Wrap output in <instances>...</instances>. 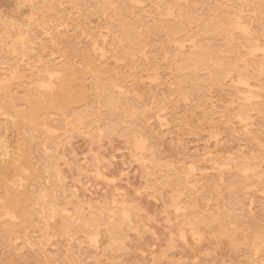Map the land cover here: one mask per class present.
<instances>
[{"label":"rangeland","instance_id":"rangeland-1","mask_svg":"<svg viewBox=\"0 0 264 264\" xmlns=\"http://www.w3.org/2000/svg\"><path fill=\"white\" fill-rule=\"evenodd\" d=\"M0 264H264V0H0Z\"/></svg>","mask_w":264,"mask_h":264},{"label":"bare ground","instance_id":"bare-ground-1","mask_svg":"<svg viewBox=\"0 0 264 264\" xmlns=\"http://www.w3.org/2000/svg\"><path fill=\"white\" fill-rule=\"evenodd\" d=\"M240 24H242V23H240ZM251 42V41H250ZM243 45H244V43H243ZM245 47V46H244ZM195 56V55H194ZM259 57V56H258ZM197 59V58H196ZM190 60H192L191 58H190ZM185 61V60H184ZM193 61V60H192ZM191 62H189V64H190ZM189 66V65H188ZM192 66V65H191ZM239 74V73H238ZM238 76V75H237ZM243 79V78H242ZM230 80V79H229ZM49 84V83H48ZM252 85V84H251ZM50 87V86H49ZM48 88V87H47ZM246 92H247V90H245ZM239 92H240V90H239ZM236 94H237V92H236ZM256 98V97H255ZM34 116V115H33ZM24 117V116H23ZM12 161H15V158H12ZM6 211V210H5ZM9 213H10V211H9ZM7 215V214H6ZM16 216V215H15ZM14 216V217H15ZM13 217V216H12ZM14 217H13V219H14ZM78 218V217H77ZM77 230V229H76ZM77 233V232H76Z\"/></svg>","mask_w":264,"mask_h":264}]
</instances>
